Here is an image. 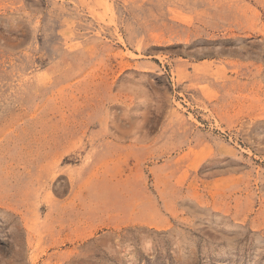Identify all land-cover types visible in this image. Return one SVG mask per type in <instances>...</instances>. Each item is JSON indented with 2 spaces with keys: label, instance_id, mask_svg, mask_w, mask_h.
Returning a JSON list of instances; mask_svg holds the SVG:
<instances>
[{
  "label": "rangeland",
  "instance_id": "374dc122",
  "mask_svg": "<svg viewBox=\"0 0 264 264\" xmlns=\"http://www.w3.org/2000/svg\"><path fill=\"white\" fill-rule=\"evenodd\" d=\"M0 264H264V0H0Z\"/></svg>",
  "mask_w": 264,
  "mask_h": 264
},
{
  "label": "bare ground",
  "instance_id": "6f19581e",
  "mask_svg": "<svg viewBox=\"0 0 264 264\" xmlns=\"http://www.w3.org/2000/svg\"><path fill=\"white\" fill-rule=\"evenodd\" d=\"M96 228V227H95ZM106 228V227H105ZM95 231V230H94ZM119 233H120V231H119ZM95 234V233H94ZM109 237V236H108ZM110 238V237H109ZM121 238V237H120ZM110 242H111V240H109ZM113 243V242H112ZM114 245V244H113ZM104 248V247H103ZM114 248V247H113ZM106 249V248H105ZM109 249V248H108ZM103 250V249H102ZM110 251L112 250V249H109ZM108 251V250H107ZM113 251V250H112ZM111 255V254H110ZM85 257H87V255L85 256ZM125 257V256H124ZM80 258V257H79Z\"/></svg>",
  "mask_w": 264,
  "mask_h": 264
}]
</instances>
